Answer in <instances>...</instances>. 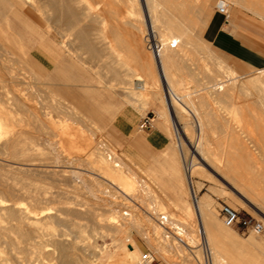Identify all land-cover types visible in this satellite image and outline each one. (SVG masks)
Returning a JSON list of instances; mask_svg holds the SVG:
<instances>
[{"label": "bare ground", "instance_id": "obj_1", "mask_svg": "<svg viewBox=\"0 0 264 264\" xmlns=\"http://www.w3.org/2000/svg\"><path fill=\"white\" fill-rule=\"evenodd\" d=\"M156 1L142 0L147 19L146 25H144V27L146 26L145 29L142 27L139 28V25V27L132 26L131 32L127 33L130 34L128 40L122 39L119 33L109 40V38H105V30L103 27L106 19L103 15L101 16V13L98 14L100 16H93L90 1L0 0V83L8 82L16 88L10 97L7 93L1 91L0 88V264H102L93 260L98 254L95 248L91 246L92 244L90 245V241H86L81 236L88 228H84L83 231L81 229L82 225L75 222L79 220V217L82 218L84 214L90 219V222L88 221L90 223L88 226L90 229H95L97 227L100 229L101 227V229L109 233L125 235L127 234L128 228L134 227V229H139L142 227L143 221H141L139 217H134L133 214L132 216L130 213L133 212L129 207L125 206V204H121V206L128 209L130 213L124 212L123 210H114V206L118 204L116 202V198L118 197L115 196V194L120 195L119 197L124 200L127 198L125 201L128 199L133 201L122 188V186L125 188L130 187L132 179H139L137 174L132 170L133 167L131 168L132 163L120 158L118 154L114 152V147L108 145V143L106 144L101 139L99 136L100 127L95 128L91 124H88L87 115L93 114V110L82 112L81 103H79V105L73 101V99L79 96V91L76 90V87H81L82 90L80 89V91L90 96L93 90L90 91L89 87L83 85L86 82L80 84L78 81L80 79L76 80L79 78L77 77L78 74L74 72L76 78H74V75H71L73 78L68 77L67 74V77H65V79L63 78L64 81L61 88L66 90L68 97H63L58 94L59 88H56L57 86H54L55 88L51 89L50 93L45 94L42 93V82H39L40 74H38V77L36 73H32L34 67H36L35 71L37 69L39 72L40 69L37 68L38 66L42 71L44 70L43 72L54 69L53 74L56 76H63L62 72L65 69L64 72L67 73L69 65L67 66L65 62L66 68H64V63H59V65L55 67L56 60L63 51L67 53L68 56L74 55L77 60L84 62V64L86 63L85 65H88V68L92 70L96 68L97 72H103L105 76L102 75L103 73L98 74V77L107 85V88L102 86V90L106 93L109 89L114 92L119 91L126 99V105L127 103H136L142 107L144 105V100L148 98L149 95L158 97V100L160 99L164 107L166 106L167 114H169L170 119H172L174 135L178 140V149L188 185L187 195H189L191 200L193 215L199 220L204 234H202L204 236L203 244L205 246V248H203L206 249V253L202 251L203 254H199L204 260L203 264H221V260H226V264H264V238L262 239L261 237L262 242L260 243L253 234L248 237V241L252 246L256 245L258 248H262L259 252L247 253L243 251L237 255H232L230 253L226 243H229V241H239L237 240V236L229 230L231 227H227L225 224L222 225L219 220H217L212 205L209 204L208 198L205 195L199 198L196 197V191L192 182L193 177H203L211 180L209 175H211L210 172H212L217 179H215V177L212 178L221 186V191H217L220 196H226L238 204L242 209L254 211L264 218V166L258 165V157L262 154L261 148L264 146V143H261V145L263 144L262 147L259 145L258 139L264 133L262 132L264 129L262 128L261 130V128H259V120L257 117H251V122L250 119L249 121L247 120V115H243L246 113L250 118L249 115H252L256 109L254 111L247 109V111L245 110L246 112L244 111L243 113L239 108V102L248 103V105L253 104L259 107L257 113L264 115V67L257 68V66L254 65L256 68L254 67L253 72L245 74L243 79L236 80V78L239 77H234L236 72L231 68L223 67L224 61H222V56H220L222 53L215 52L208 46L209 44L206 41L201 39L200 36L204 37V34L209 29L205 31L208 20V17L205 16L210 12L207 10L212 0H184L188 9L190 6L197 9V18L199 20L198 30L194 29L197 26L196 23L191 25V23L177 24L170 22L167 24L165 23V30H167V32L157 30L159 29L156 28L158 25L155 26L152 21L151 10L153 5L151 6V4ZM177 2L175 1V3ZM253 2L252 0H238L237 4L244 5L251 9L253 8L257 11L261 10V8L264 10L263 2L258 1L259 3L257 5L255 4V8ZM167 5L168 4L165 6ZM221 6L226 9L225 22L228 23L230 17L229 8L227 5ZM175 7H177V5L174 6V11H181L179 10L180 8L177 7V9ZM185 9H187L186 6ZM184 10L182 9L183 12ZM169 11L168 9V12ZM170 14L174 16L172 12H170ZM107 16V20L110 19L109 14H107ZM260 17L264 20V12ZM173 18L180 17L174 16ZM86 19L100 25L94 34H90L89 31L91 30L88 31L85 27H83L84 29L82 28V25L84 26L85 23L88 25L90 22H84ZM32 24L42 28H44V24H46L47 26H45V29L48 34L52 33L62 40L60 49L56 48L53 43H33L31 33L28 31L29 27H26ZM130 25L128 24V27ZM192 28L195 31H193ZM32 33L35 34L34 28ZM3 39H10L13 44H9L7 41L4 42ZM187 44L192 46L193 52L197 53L198 56H194L191 59L188 55H185V53L188 54L190 48L186 47ZM203 55L209 57L212 64L211 70L202 72L201 69L200 72L198 71V67H196L197 70L191 69L188 62L191 60L197 62L200 58L202 59ZM192 61L189 62L191 63L190 65H192ZM201 62L203 63V61ZM70 68L71 71L74 70L77 72V70H80L73 64H71ZM22 71L29 74L28 76H31L33 80L32 84L27 82L29 78L25 77V74L23 75L21 73ZM199 73L201 74L200 76L203 75L202 79L198 77ZM222 73L226 75V78L228 77L226 81L220 79L222 78ZM45 81L48 82L47 80ZM98 82H96V84ZM192 82L199 88H197L198 90L194 89L195 91L193 93L195 95L190 97V94H181L180 88ZM20 86L21 89H18ZM22 86H28L31 89L35 88V91H33V93H31L32 90L28 92L26 88L22 89ZM39 86H41V89ZM181 90H184V88ZM160 91L162 92L161 96H159ZM143 92L147 94H143ZM93 93L96 95L95 92ZM41 94L43 96H40ZM122 94H120V96ZM194 99H197V102H195ZM113 100L114 97L110 96L109 101L112 102ZM53 101L54 103H52ZM34 103L38 106V109H40L39 114H35L31 108ZM90 103L91 102H89V104ZM210 103L225 105V116L219 115L217 112L214 113L211 111L212 109L209 110L211 112L203 116L202 113H205V111L201 112V109H204V107ZM125 104L113 106V104H106L105 102L104 105L107 111L106 113H108L111 118H114L119 111L121 114V110L126 106ZM104 105L101 106L102 109ZM208 108H210V106ZM215 110H217V108ZM51 112L55 114L57 120L64 119V121L61 120L60 122L51 120L50 122H55L53 125H64L62 127L57 126V130H59V132L61 131V133L63 132L64 137H66V146L69 152L72 151L76 156H86L84 159L78 156L75 157L76 159H71V162H66L72 164L73 162L79 161L88 166L86 168L90 170L89 174L91 175V177H88L91 179L88 182H83V185H81L86 188V192L90 197L110 208V210H107L110 215L117 214L119 216L122 220L119 224L111 220L113 219L111 216H107L106 219H99L98 216L94 214V205H90L84 210L85 212H82L83 210L81 211L80 208H78V204H73L71 207H65L67 211H71L70 213H67L65 208H63L64 210L61 208L62 210L58 211L59 213L56 214L55 211L52 212V208L46 207V205L51 202L47 197H41L35 200L37 213L30 208V206L33 205L23 203L24 201H28V199L33 202L32 199L29 198L32 190L30 191L27 183L29 177L33 175V170L29 164V156H31V153H28V156L27 148L29 146L27 147L23 142V140L28 137L26 127L28 125L30 126V121H34L36 123L35 126H37V132H39L38 130H41L45 126L41 119L48 120ZM205 115L209 118L206 119ZM67 122L75 126L80 125V129L83 130V132L78 129L79 127L72 129L66 124ZM232 123H235L236 127H234ZM189 126H191V131L194 134V142L191 140L189 142L188 139L191 156H187L184 150L185 148H183V135L187 138L188 133L186 134V130H188ZM214 129H219L221 133L224 134L223 139L226 143V146H224L223 150L218 154V159L212 158L216 153L212 150L214 152L213 154L208 149L207 145L209 143L207 140L208 134ZM237 132L239 133L238 136H234ZM53 135L55 136V134ZM51 138H53V136ZM36 139L38 138L36 137ZM231 139L232 141H230ZM42 140L44 141L46 139ZM91 141L94 142V144ZM45 145L47 146V144ZM50 146L51 148L54 147V143H51ZM50 146L48 149L51 150ZM54 149L55 148L52 150L54 151ZM85 150L89 152L85 153ZM55 152L56 156L54 159L56 163L54 161V165L64 163V158L67 156L63 158L60 152ZM83 152L85 154H83ZM201 163L204 164V167ZM231 165L233 167H231ZM33 166L32 168H34ZM40 167H42L41 164ZM44 167L42 168L45 170ZM49 167L47 168L49 169ZM43 169H41V171ZM79 171L73 170L69 172L70 176L64 175H66L68 179L70 177L75 180L78 179L79 181H83L84 177L82 176V180L80 177L82 174H80ZM40 173L43 174L42 172ZM40 173H38V175ZM41 174L40 176H42ZM177 175L178 174H176V176ZM40 176L37 177L39 178ZM66 176H62L61 178L64 177L66 179ZM31 179H33V176ZM140 180L141 179H139V182ZM176 185L177 184H175V186ZM101 187L104 188L101 189ZM81 189H79V191ZM197 189L200 191V184H197ZM141 192L148 195L146 188H142ZM31 193H33V191ZM60 195H64V192H61ZM106 198H110L111 200H106ZM97 202L95 203L97 204ZM154 208L147 212L149 218L159 223L158 225H153L151 229L153 231L152 233L159 234L165 246H167L166 244H177V247L191 248L189 244L192 245L193 241L191 242V239L188 238L190 233L186 230L187 227L178 220H172L168 215L158 213ZM104 212L106 213V211ZM160 216L165 217L166 223L160 224ZM81 218L80 220L83 219ZM168 225L171 226L174 233L167 231L166 227ZM86 232H90V230ZM97 235L99 234L97 233ZM180 236L185 237L186 241L184 239H179ZM150 238L151 237L147 240L145 239L147 244L151 242L149 240ZM117 241H119V238ZM43 242H47V244H43ZM127 242L128 244H121L122 247L120 246L126 253V264H133L137 261L139 263L143 255L142 250L137 247L133 241H130V238ZM231 245H233V243ZM231 245L228 247L230 248ZM158 251L163 250L161 249ZM197 259L198 258L195 260L197 261Z\"/></svg>", "mask_w": 264, "mask_h": 264}, {"label": "rangeland", "instance_id": "obj_2", "mask_svg": "<svg viewBox=\"0 0 264 264\" xmlns=\"http://www.w3.org/2000/svg\"><path fill=\"white\" fill-rule=\"evenodd\" d=\"M89 1H90L92 10H93V12H92L93 16L94 15L100 16L98 14L101 13V16L103 15V17H105L106 22H105V25L103 27L105 30V38H107V39L109 38V40L113 36H116L118 33L121 34L122 39L128 40V37H130V34H127V33L131 32L132 26L133 27H139L140 26L139 28L142 27L143 29L146 28V26L144 27V25H146L147 19L145 16V8L143 7L142 0H86V2H89ZM163 1L164 0H157L155 2L156 4L155 3L151 4V6L152 5L154 6V7L152 6L151 18H153L152 21H153L154 25L155 26L158 25V27L156 26V28H159L157 30H159L161 32H163V31L167 32V30H165L166 29L165 23L167 24L170 22L171 23H177V24H179V23L190 24L191 23V25H194V23H196L197 26L194 29L198 30L197 27H198L199 20L197 18L198 13H197L196 8H192L190 6L189 7L190 10H189L186 3H184V0H180L181 2L179 0H165L164 2ZM175 1L176 2L179 1V2L175 3ZM199 1H201V0H199ZM253 1H255V2H253ZM258 1L263 2V4H264V0H258ZM258 1L252 0V2L254 3V8L256 7L255 4L257 5L259 3ZM234 2H236V3H234ZM237 3H238V0H212L209 8L207 10L208 12L210 11L211 13L207 12L209 14V16H208V14L205 16V17H208L205 31L210 27L212 19L215 17H218L219 19H221L222 25L225 24V26L223 27V30L225 32H227L228 34L233 36L235 39L239 40L243 46H245L246 48L253 51L254 53H256L259 56L260 64H258V65L255 64V66H257V68L264 67V20L260 17L262 15V13L264 12V10H262V8H261V10L257 11L253 8L251 9V8H248L244 5L237 4ZM166 4H168V5L165 6ZM172 4L174 6L177 5V7L180 8L179 10H181V11L180 12L177 10L174 11L173 10L174 6ZM182 5L184 6V8ZM221 5H227L229 8V15H230L229 21H228L229 24H226L225 18L218 13V7ZM180 6H182V7H180ZM185 6L187 9H185ZM177 7H175V8H177ZM162 8L164 9V12H163ZM167 8L170 10L169 12H168ZM101 9H103V10H101ZM182 9L183 10L185 9L184 10L185 13L182 11ZM154 10H155V12H154ZM161 12H163V13H161ZM170 12H172V14H174L175 17L178 16L180 18H173L174 16L171 15ZM107 14H109V18L111 20L110 19L107 20V17H108ZM164 14H165V16H164ZM232 16H233V18H232ZM192 18H193V20H192ZM109 20L111 21V23ZM84 22H89L88 25H87V23H85L88 27L84 24V26L82 25V28L85 27L86 29H88V31L91 30V31H89L90 34H92V33L94 34L100 26L99 24H97L95 22L92 23L91 20H89V19H86V21H84ZM128 24L129 25L131 24V25L128 27ZM162 24H164V25H162ZM226 25H228L229 27ZM45 26H47V25L44 24V28H42L40 26L38 27V25H35V24H32L31 26H26L27 28L29 27L28 31L31 33L33 43H39V42H41V44L45 43V42L53 43L56 48L60 49L62 40L58 36H56L52 33L48 34V32L45 29L46 28ZM90 26L91 27L93 26V27L91 28ZM114 26H115L116 30L114 29ZM94 27H96V28H94ZM237 27H239L238 31L236 29ZM33 28L35 30V34L32 33ZM194 29H193V31H195ZM200 37H201V39L206 41L209 44L208 46L210 48H212L215 52L222 53V52H219V50L214 47L213 43L207 38L206 33L204 34V37L203 36H200ZM6 41L9 44L12 43L10 39H8V40L5 39L4 42H6ZM186 47L187 48L190 47L189 48L190 53L189 52H188V54L185 53V55H188L191 59L194 56H198L197 53L193 52L192 46L190 44H187ZM220 56H222V61H224L223 67L224 68H231L232 70H234V72H236V75L234 76L235 78L239 76L238 78H236V80L237 79L238 80L243 79V77H245L244 75L247 73L253 72V69L255 67L254 64H248L245 61L236 60L235 58H233L231 56L225 55L224 53H222V55H220ZM63 58L65 59V61ZM68 59H69V61H68ZM232 60H234V61H232ZM78 61L79 60H77L74 55L68 56V54L63 51V53L61 52L59 54V57L57 58L56 64H55V67H56L57 65H59V63H64V68H66L69 65V69L67 70V73L64 72L65 69L62 72L63 76L62 75L56 76L55 74H53L54 69L53 70L49 69V70H46L45 72H43L44 70L42 71V69L39 68L38 66H37V68L40 69L39 72L37 71V69L35 71L36 67H34V70L32 73L33 74L36 73V75L40 74V77H39V75H38V77H39V82L43 83V84L41 83V86L43 89V91L41 90L42 93H45V94L50 93L51 89H53L57 86L56 88H59L57 93L63 97H68L66 90L61 88L65 77L68 76V77L73 78V76H71V75H74L75 73L78 74L77 77H79V78H77L76 80L80 79V80H78L80 84L81 83L83 84L84 82H86L83 85H86L87 87H89L90 91L91 90H93V91L91 93L92 95L90 96V95H87L85 92L80 91L81 87H76V90L79 91V94H78L79 96H77L75 99H73V101L75 103H78V104L81 103L82 107L81 106L80 107H81L82 112L93 110V114H88L91 118L87 115L88 124H91L95 128L100 127L99 136L101 137V139L106 144L108 143V145H111L112 147H114V149H115L114 152L116 154H118V156L120 158H122L123 160H126L127 162L129 161L130 163H132L131 164V168L133 167L132 170L137 174L139 179H141L140 182H139V179L137 180V178L134 180L132 179L131 180L132 182L130 185V187H132V188H130V187L125 188L122 186L123 190L127 193L129 198H131L133 201H130L129 199H128L129 201L128 200L125 201L127 198L124 200L121 197H119L120 195L115 194V196L118 197V198H116L117 199L116 202L118 204H116L114 206V210H116V211L123 210L124 212L130 213V211H128V209H126L125 207L123 208V206H121V204H125V206L129 207V209H131V211L133 212L130 214L131 215L133 214L134 217H136V218L139 217V219L141 221H143L141 228H139V229L138 228L134 229V227L128 228L127 234H125V235L119 234V233H109V232L105 231L104 229H101V227H100V229H99V227H97L98 229L97 228L90 229L88 227L90 225V223H89L90 219L84 213H83L84 215L82 214L83 216L81 215L83 219L81 217H79V220L75 221L76 223H79L80 225H82L81 229L83 231H84V228H88L84 231V233L81 234V236L86 241H88V242L90 241V245L92 244L91 246L95 248V251L97 252L98 256L96 255V252H95L96 256L94 257L95 259L93 258V260L94 261L96 260L97 263H102V264H126V258H125L126 253H125L124 249L121 247H122V245L128 244L127 240H129V238H130V241H133L136 244V246L142 250V254L150 253V257L154 258V260H155L154 264H197V263L203 264L204 260L201 258L202 256L199 254H203L202 251H205V253H206V249H204L205 246L203 244L204 243L203 242V240H204L203 235L204 234H203L199 220L195 217V215H193L194 213H193V209L191 206V200H190L189 195H187L188 194V191H187L188 185H187V180H186L185 172H184L182 161H181V156H180L179 149H178L179 148L178 147V140L176 139V137L174 135L175 133H174V129L172 126V119H170L169 114H167L166 106L164 107V105L161 103L160 99L158 100V97L149 96V95H148V98H146L144 100V105L142 107L136 103H127V105H126L125 103L127 101L124 98L123 94L119 93V91L114 92L113 90H110V89L107 90L106 89L107 90V93H106L102 90L103 89V88H101L102 86L107 88V85H105L104 81L98 77L99 76L98 74H101L103 72H101V71L97 72L96 68L94 70H92V69L88 68V65H85L86 63L84 64V62H81V61L78 62ZM191 61H189V62H191ZM201 61H203V63ZM65 62L67 63V66H65L66 65ZM189 62H188V64H189L191 69H196V67H198V71H200V72H201V69L203 72V71L211 70L210 68H212V64L210 62L209 57H207L205 55H203L202 59L200 58L197 62L192 61V65H190L191 63H189ZM242 63H243V65H242ZM71 64L78 67L81 71L80 70H77V72L74 70L71 71L70 70ZM82 64H84L85 66ZM201 65H202V67H201ZM209 66H211V67H209ZM203 68H205V69H203ZM41 71H42V75H41ZM69 72H71V73H69ZM82 72H83V74H82ZM222 72H223V70H222ZM21 73L23 75L25 74V77L29 78L27 80V82H29L30 84L33 83L31 76H28L29 74H27L24 71H22ZM66 74H67V76H66ZM68 74H70V75H68ZM92 75H94V76H92ZM102 75H104V73ZM200 75L201 74L199 73L198 77L200 79H202L203 75L202 76H200ZM240 75H241V77H240ZM221 76H222V78H220V79L222 81H226L228 79V77L226 78V75L223 73L221 74ZM74 78H76V76ZM45 80H47L48 82H46ZM96 82H98V83L96 84ZM41 86H39L40 89H41ZM0 88H1V91H4L5 93H7L9 97L12 95V93L16 89L14 85L12 86L8 82L0 83ZM23 88H26L28 90V92H31V90H32L31 93H33V91H35L34 90L35 88L31 89L28 86H22V89ZM182 88H184V90H181ZM197 88H198L197 85L192 82V83H189L187 85L182 86L180 88V93L183 95H185V94L189 95L190 94V97H193L195 95L193 93L195 91L194 89L198 90L199 88L198 89ZM18 89H21V86ZM93 92H95L96 95H94ZM145 92H143V94H147ZM161 93L162 92L160 91L159 96L162 95ZM120 94H122V95L120 96ZM40 96H43V95L41 94ZM110 96L114 97V100L112 102L109 101ZM194 101L197 102V99H194ZM89 102H91V103L89 104ZM105 102H106V104L111 103V104H113V106H120L122 104L123 105L125 104L126 106H124V109H122L123 111L121 110V114L119 113L120 112L119 111L116 114V117L111 118L109 116V114L106 113L107 111L105 110L106 108L104 105ZM52 103H54V101ZM93 105H95V106H93ZM103 105H104V107L102 109L101 106H103ZM208 105L210 106V108H208L209 107ZM208 105L206 107H204V109H201V112L205 111V113L204 112L202 113L203 116H204V114L209 113L211 111H213L214 113L217 112V114L219 113V115L221 114V115L225 116V110H226L225 105L214 104V103H210ZM253 106H255V105H253V104L248 105V103L239 102V108L243 113L245 110L247 111V109L250 111H254L256 109V111L253 112L252 115H249L250 118L248 117V114H246V113H244L243 115H245V116L247 115V120L249 121V119H250L251 122H252L251 117L252 118L257 117L259 120L258 126L262 130V128L264 129V115L257 113L258 108H259L258 106H255L254 108H252ZM31 108L35 114H39L40 109H38V106H36L35 103L33 104V106ZM216 108H217V110H215ZM94 109H96V110H94ZM210 109H212V110L209 111ZM257 114H258V116H257ZM253 115H255V116H253ZM245 116H244V118H245ZM17 117H18V115H17ZM205 117H206V115H205ZM143 118H150L152 121V123H151L152 127L159 130V132H161V134L163 136H165L166 139H162V140L156 139L155 134L149 136L150 132H148V131L138 132L136 130L137 124ZM207 118H209V117H206V119ZM50 120L55 121V122L56 121L60 122L61 120L64 121V119H60V120L58 119L57 120L55 117V114L53 112H51L48 120L41 119L42 123H44L46 128L44 126V128H42L41 130L39 129L38 130L39 132H37V126H35L36 123L34 121H30V126L28 125L26 127L28 137H26V139H24L23 142L27 145V147L29 146L28 147L29 149H31V150H29L27 148V154L31 153L30 154L31 156H29V154H28V156H29V160H30L29 164L31 165V169L33 170V175H32L33 179H31L32 176H30L27 183H28L30 191L31 190L33 191V193H31L32 192L31 191L30 195H29L30 196L29 198L32 199L33 202H31V200L28 199V201H24L23 203H26V204L29 203V205H33V206H30V208H32V210H34V212L37 213L38 211H37V206L35 205V200H37L41 197H47L48 199L51 200V202L49 204H47L46 207L52 208L53 209L52 212L55 211L56 214L59 213L58 211H61L63 208H65L67 206H69V207L73 206V204L74 205L78 204V208H80L81 211L83 210L82 212H85L84 210H86V208H88L90 205H94L93 207H95L94 209L96 211V212L94 211V214H96L99 219L102 220V219H106L107 216H111V218H113L111 220L118 222V224L120 222H122V220L119 218V216L117 214H115V215L113 214L114 215L113 216L112 214L110 215L109 211L107 212L108 209L110 210V208L107 205L105 206V204L97 202L96 200H94L92 197H90L88 195V193L86 192V188L84 186H82L83 182H86V181L88 182L91 179V178L89 179V177H91V175L89 174L90 170L86 168L88 166L84 165V163H81L79 161L73 162L72 164L71 163L68 164V162H71V159H74L75 157H78L80 155L76 156L75 153H73L72 151L69 152V149L66 146L67 145V140H65L66 137H64L63 132L61 133V131L59 132V130H57V128L59 126L62 127L64 125L63 124L53 125V123H55V122L51 123ZM66 124L69 127H71L72 129H74L76 127L77 128L79 127L78 129L81 128L80 125L75 126V125H72L70 122H67ZM232 124L234 127H236L235 123H232ZM31 125L33 128L31 127ZM190 127L191 126H189L188 130H186V134L188 133L187 138H186V136L183 135V142H184L183 148H185L184 150H185L187 156L188 155L191 156V150L189 148L190 147L189 142H190V140L194 142V137H193L194 134L191 131ZM213 128H214V126H213ZM34 130H35V133H34ZM47 131H49V132H47ZM80 131L83 132V130H81V129H80ZM40 132H42V133H40ZM43 132H45V133H43ZM50 132L52 135L50 134ZM262 132H264V130H262ZM29 134H31V135H29ZM53 134H55V136ZM238 134L239 133L237 132V133H235L234 136H238ZM52 136H53V138H51ZM223 136H224V134L221 133V131L219 129H214L211 132H209V134H208V139H207L209 141V143L207 144L208 149L213 154H214V152L217 154V155L216 154L213 155V157H212L213 159L214 158L218 159L219 158L218 154H220V151H222L224 146H226V143L224 142ZM36 137L38 139H36ZM39 138L41 141L39 140ZM41 138L46 139L47 141L46 140L43 141ZM263 138H264V133L258 139L259 145L261 147L263 146V144L261 145V143H264ZM140 139L142 140V142L139 144L138 140H140ZM188 139H189V142H188ZM133 141H136L139 146L132 145ZM230 141H232V139ZM43 142H44V144H43ZM47 142H49V143H47ZM193 142H191V143H193ZM51 143L52 144L54 143V147H52V148L50 146ZM92 143L94 144V142H92ZM45 144H47V146ZM56 145H57V147H56ZM49 146H50L51 150L48 149ZM263 147L261 148L262 154L260 155V157H258V160H259L258 165H260V166H264V162H263L264 161V154H263L264 148ZM53 148H55L56 150L54 149V151H53L52 150ZM59 148H61V149H59ZM55 151L60 152L61 157H63V158L65 156H67L64 158V163L54 165V161H55L54 158L56 156ZM86 152L88 153L89 151L85 150V153ZM85 153L83 152V154H85ZM81 156H80L81 159L86 158L85 155H81ZM66 161H68V162H66ZM55 163H56V161H55ZM75 163H76V165H75ZM40 164L42 167H44V165H45V167H44L45 170L47 169L49 172L46 170V173H45V170L42 167H40ZM35 165H37V166H35ZM201 165L204 167V164L201 163ZM232 165H231V167L234 166V165L233 166ZM32 166L34 168H32ZM36 167L39 169H37ZM47 167H49V169ZM34 169L36 170V172ZM41 169H43L44 171L43 170L41 171ZM51 169H53V170H51ZM73 170L74 171L80 170L79 172H80V174H82V175H80V177L82 180L84 177V180L79 181L78 179L75 180V179H72L70 177L68 179L67 176H70L69 172L73 171ZM37 171H38V173L42 172L43 174L40 173L42 176H40V174L38 175ZM86 171H88V172H86ZM52 173H54V174H52ZM64 174H66L67 176ZM176 174H178L180 176V178L178 175L176 176ZM210 174L212 175V176L209 175L211 180H209L207 178H203V177H193L192 182H193L194 189L196 191V197L199 198L200 196L205 195L208 198L209 204L212 205V209L214 211V214H215V217L217 218V220H219V222L222 225L224 224L223 220H222V215L220 214V208L222 205H227L228 207H230L231 209H233L239 213L240 219H245V218L250 219L253 223L261 224L262 228H263L261 232H257V231H254L252 229L246 230L245 228H242L238 225L231 227L229 230L237 236V240H239V241H229V243L232 242L233 245H231L232 243L229 244L227 242L226 244H227L228 250L230 251V253L232 255L233 254L237 255L243 251L244 252L246 251L247 253L248 252L249 253L259 252V250H261L262 248H258L256 245L252 246L251 244H249L250 242L248 241V237L253 234L258 242H260V243L262 242L261 240L264 238V218L260 214L255 213L254 211L242 209L241 207L238 206V204H236L230 198H228L226 196H220V194L217 191L218 190L221 191V186L216 180H214V178H212V177H215V179H217L216 176H214V174L212 172H210ZM34 175L40 176L41 178L40 177L38 178L37 176H34ZM58 176H59V179H58ZM62 176H66L67 180L64 177L61 178ZM52 177H54V178H52ZM60 179H62V180H60ZM135 180H136V182H135ZM37 181H39V182H37ZM59 181H60V183H59ZM175 184H177V185L175 186ZM197 184H200V186H201L200 191H198V189H197ZM143 185H144V187H143ZM176 187H178V188H176ZM103 188L104 187H101V189H103ZM142 188L147 189L148 195L141 192ZM79 189H81V190L79 191ZM75 190H78V191H75ZM40 192H41V194H40ZM61 192H64V195H60ZM106 200H111V199L106 198ZM121 200H123V201H121ZM93 201L97 202V204ZM153 208L156 209L158 213H162L163 215H168V216H170V218L172 220H176V221L178 220L185 227H187L186 230L190 233L188 238L191 239V242L193 241L192 245L189 244V247H191V248L177 247L178 246L177 244H176L177 246L172 245V244H166L167 246H165L163 241H162V237L159 234L152 233L153 231L151 229H152L153 225L159 224V223H157V221H154L153 219H151L147 216L148 210L151 211ZM65 210H66V208H65ZM102 210L106 211V213H108V214H106ZM66 211H64V212H66ZM68 212L69 211H67V213ZM80 218L82 220H80ZM125 218H127V217H125ZM148 218L152 221H150ZM86 220H87V222H86ZM166 229L168 232L174 233V231L172 230L170 225H168L166 227ZM87 230H90L91 233L86 232ZM96 230H97V233L99 235H97ZM144 231H145V233H144ZM149 235H151V236H149ZM111 236H112V238H111ZM144 236H146L148 238L151 237L149 239L151 242L147 244L146 240L148 238H146ZM261 237H262V239H261ZM118 238H119L120 242L117 241ZM126 238H127V240H126ZM179 239H182V240L184 239L186 241L185 237H183V236H180ZM114 240H116V241H114ZM43 244H47V242H43ZM162 244L164 245V247ZM230 245H231V247L229 248L228 246H230ZM178 248H180V249H178ZM161 249L163 251H158ZM185 249H187V250H185ZM196 252H198V253H196ZM176 254H178V255H176ZM196 254H197V256H196ZM196 258H198L197 261L195 260ZM207 259H208V257H207ZM221 261L223 262V263L221 262V264H226V260L225 261L221 260ZM133 264H139V263L137 261Z\"/></svg>", "mask_w": 264, "mask_h": 264}, {"label": "crops", "instance_id": "obj_3", "mask_svg": "<svg viewBox=\"0 0 264 264\" xmlns=\"http://www.w3.org/2000/svg\"><path fill=\"white\" fill-rule=\"evenodd\" d=\"M224 26L225 24L222 25L221 19H219L218 17L212 19L210 27L206 32V36L213 43L214 47L218 49L220 52L224 53L225 55L231 56L236 60H240V61L242 60L248 64H254V65L260 64L259 56L253 51L243 46L239 40L235 39L233 36L225 32L223 30ZM238 28L239 27L236 28L237 31ZM148 132H150L149 136L155 134L156 139L159 140L166 139V137L163 136L161 132H159V130H157L154 127H151V129H149ZM138 142L140 144L142 140L140 139L138 140ZM132 145L139 146L136 141H133Z\"/></svg>", "mask_w": 264, "mask_h": 264}, {"label": "built area", "instance_id": "obj_4", "mask_svg": "<svg viewBox=\"0 0 264 264\" xmlns=\"http://www.w3.org/2000/svg\"><path fill=\"white\" fill-rule=\"evenodd\" d=\"M225 11L226 9L223 6H220L218 9L219 14L222 15L226 20ZM151 123L152 121L150 118H143L137 124L136 130L138 132L148 131L152 127ZM220 214L222 215L223 222L227 227H233V226L238 225L242 228H245L246 230L252 229L257 232H261L263 229L261 224L253 223L250 219H247V218L240 219L239 213L231 209L227 205L221 206ZM164 223H166L165 217L160 216V224L162 225ZM154 262H155L154 258H150V253H145L142 255L139 264H154Z\"/></svg>", "mask_w": 264, "mask_h": 264}]
</instances>
